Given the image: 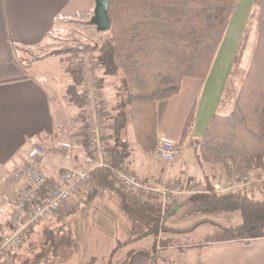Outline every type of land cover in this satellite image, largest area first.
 <instances>
[{"label":"trees","instance_id":"16d2710c","mask_svg":"<svg viewBox=\"0 0 264 264\" xmlns=\"http://www.w3.org/2000/svg\"><path fill=\"white\" fill-rule=\"evenodd\" d=\"M238 7L239 0H110L111 28L104 32L100 43L91 44L79 32L70 30L64 36L49 34L46 42L27 47L39 52L35 60L60 56L68 62L65 72L72 84L67 93L80 109L86 126L89 110L79 87H84L92 76L85 67L88 59L80 54L88 53L90 63L97 64L105 76L118 81L116 113L110 115L109 125L111 151L106 166L94 170L88 184L116 192L123 210L136 223L137 235L121 242L118 248L153 237L154 259L156 239L168 229L183 233L210 223L221 226L228 236L244 238L264 225V194L255 198L241 191L218 192L209 182L205 192L193 194L183 202L184 209L194 214L239 211L242 222L223 226L203 218L186 228H168L166 219L173 215L175 205L169 204L163 210L161 199L147 198L125 188L115 175L116 168H129L133 143L146 154L158 150L161 141L157 103L178 95L186 78L209 77ZM253 8L257 39L233 109L230 113L217 112L204 136L190 140L200 166L220 168L229 179L238 181L246 176L250 178V173L264 172V0H254ZM22 47L26 46L18 45L16 52ZM237 56L238 52L234 63ZM18 59L22 65L24 60ZM195 116L196 106L188 116L180 144L191 137ZM128 129L133 131L134 142L126 135ZM84 147L90 164L95 156L87 139ZM34 232L32 228L25 234L30 242V254L15 264H36L46 256L49 247L56 245L58 232L45 227L40 248L34 254L37 245L30 241ZM9 255L19 258L17 252ZM0 264H5V260ZM106 264H113L112 259Z\"/></svg>","mask_w":264,"mask_h":264},{"label":"crops","instance_id":"0c3cea01","mask_svg":"<svg viewBox=\"0 0 264 264\" xmlns=\"http://www.w3.org/2000/svg\"><path fill=\"white\" fill-rule=\"evenodd\" d=\"M247 2H250V11L242 17L241 11ZM253 2L239 0V7L231 18L209 77L206 80L186 78L178 95L157 103L160 141L180 144L188 116L196 106L193 130L191 137L180 144L183 156L172 161L164 160L158 151L146 154L141 150L140 156L133 152L128 166L140 177L174 181L188 175L200 181L196 168L199 163L190 140L204 136L221 106L232 70L229 67L236 51L235 41L238 40V32L232 33V27L237 25L238 29H243L253 9ZM70 4L71 0H0V205L7 219L14 192V188L8 185L10 175L24 165L33 145L43 142L54 146L50 159L52 164L88 165L89 158L77 130L78 116L74 110L68 109L71 101L67 90L72 81L65 72L64 59L52 56L22 61L23 64L19 65L20 56L15 50L18 45L35 47L46 42L49 34L62 31L58 27L59 21L69 23L79 15L69 12ZM45 166L51 165L46 163L43 167L50 176L59 171L53 168L52 172L46 171ZM208 174L211 175L210 172ZM89 186L79 191L72 201L78 194H86ZM72 201L68 205H72ZM184 201H176L173 217L182 216L185 219L195 216L184 209ZM196 221L193 219L179 225L170 223L168 228H186ZM197 235L204 237L194 239ZM163 237L170 248L165 250L160 260L156 257L153 259L154 248L147 244L151 237H146L122 251L128 255L127 264H264V225L244 238L228 236L221 226L210 223L183 233L168 229Z\"/></svg>","mask_w":264,"mask_h":264},{"label":"rangeland","instance_id":"374dc122","mask_svg":"<svg viewBox=\"0 0 264 264\" xmlns=\"http://www.w3.org/2000/svg\"><path fill=\"white\" fill-rule=\"evenodd\" d=\"M95 1L96 0H71V4L68 8L69 12L78 13L79 15L75 20L68 21L69 23L66 22L65 24H62L63 21H59L58 27L60 29L62 28V31L57 30L56 34L64 36L67 35V33L70 30L77 31L79 32V34H81L83 40H87L91 44L100 43L105 33L98 31L96 26L90 24V20L94 12ZM249 8H250V2H247L244 8H242L241 11L242 17L246 15ZM248 20H250L249 23H247L248 22L247 21L245 26H243V29L241 28L238 29L237 25H234L232 27V33L234 31L238 32V40L235 41V49L236 51H238V56L236 62L233 64L236 53L235 51L229 67V70L232 69L231 74L223 95L221 106L218 109L219 113H230L231 110L233 109L235 99L238 95V92L242 84V80L250 64V60L257 39V20H256V10L254 8L252 9ZM51 42L54 43L53 41ZM38 53L39 52H37V50L35 49L22 47L17 53V55L27 62L32 60L34 57H36ZM86 58L88 59V64H89L88 66L89 69H87L88 75L92 76V78L97 77L100 81V86L102 87V92H101L102 97L104 98L108 106V111H107L108 114L109 115L115 114L116 113L115 107L118 103V96L116 89V85L118 84L117 79L112 76H105L103 74V69L101 67H99L95 63H90L91 61L89 59V55H87ZM65 64L67 65L68 62H65ZM101 79L103 81H101ZM79 91L80 92L83 91L82 86L79 87ZM84 99L86 98L84 97ZM70 103H71L70 108L66 107V110L67 108L69 109V111L74 110L73 112H75V114L78 116L79 126L77 130L79 131L80 143L84 145L85 139L88 140L89 122L87 123L88 125L86 126V124L82 121V118L79 114L80 109L72 102ZM87 110H89V107L87 108ZM105 121H106L105 131L106 134L109 136L111 142L112 141L110 137L111 130L109 129V125L111 121L110 117L107 118V120ZM126 135L128 138H130L129 140L131 141L133 140L134 142L132 129H128ZM39 145L45 147L47 150H49L51 154L54 152V146L50 144L41 142ZM132 152L136 153V156H140V153L142 154L140 147L135 143L132 144ZM61 153L63 152L61 151ZM50 159L46 163L47 165L49 164L51 166L49 167L45 166L46 171L52 172L51 168H53L54 170H60L63 167H70V166L57 165V163L52 164ZM196 168H197V173L201 177L200 181H198L197 177L195 178L190 177V178H192L193 181H196L198 186L207 187V185L210 182L212 184L213 183L220 184L221 187L224 189L223 192L241 191L255 198H261V196L264 194V172L257 174L250 173L251 187L240 188V186L238 185L239 181H234L233 179H229L227 175L224 173V171L220 168L213 169L210 166H205V165L203 166L199 165V167L196 166ZM128 169L131 170L130 168ZM209 172L211 173L212 176L208 174ZM186 176L187 175H182L181 178L177 180L186 178ZM203 176L204 177L209 176L208 177L209 180H207ZM160 182L172 183L173 181L160 180ZM8 185L9 187L14 188V192L12 194V197L10 198V208H9L10 215L8 216V219L4 214L3 207L0 205V239L2 238V236L8 234L10 231L11 216H12L11 214L18 193L16 186L13 187V185L10 184V182ZM87 189L88 191L86 194L83 193L78 194V196H76L73 199V201L71 200L72 205H68V204L64 205L60 211L50 216L47 220L41 222L39 225L35 227V232L30 237V241L33 240L34 244L37 245V249L33 251L34 254L37 253V251L40 248L41 234L44 231L45 227L55 229L58 232L56 245L49 247L47 249L46 256L36 264H106L110 261V259H112L113 264H127L128 255L126 254V252H122V251L127 250L128 246H122L120 248H118V246L121 242L127 241L137 235L138 232L136 231V227L134 225L136 223L123 210L121 198L116 192L108 188L96 187L91 185ZM189 196L191 195L177 194L173 197L172 201L167 205L169 204L175 205L176 201L186 200ZM146 197L161 199L159 196L156 195L146 196ZM194 215L195 216L186 217V214H184V217H186L185 219L182 216H175V217L170 216L166 219V226L168 227L170 223L179 225L193 219L200 220L203 218H210L226 226H236L242 222V216L239 211L218 212V213H210V214L199 212V213H195ZM175 221H179V222L176 223ZM249 236L250 235H248V237ZM203 237L204 235H197V237L194 236V239L195 238L199 239ZM156 240H157L156 242L157 246L155 249V257L158 260H160L161 257L164 255L165 250L170 247L167 240H165V238L163 237V233H161ZM29 243H30L29 239L24 236L22 243L12 246L9 249V252L5 256V258L3 259L5 260V264H15L24 257L28 256L30 254V252H28ZM147 244L152 245L153 247L154 238L151 237V239L147 242ZM15 252L19 253V258H14L13 255H9L10 253H15ZM170 264L173 263L170 262Z\"/></svg>","mask_w":264,"mask_h":264},{"label":"built area","instance_id":"2783aa9c","mask_svg":"<svg viewBox=\"0 0 264 264\" xmlns=\"http://www.w3.org/2000/svg\"><path fill=\"white\" fill-rule=\"evenodd\" d=\"M80 56L84 59L87 57L84 53ZM88 66L86 63V69H89ZM101 92L102 87L97 77H91L82 91L89 107L88 141L95 156L89 165L63 167L56 175L50 176L43 167L49 161L51 153L37 144L30 148L26 163L11 174L9 181L17 187L18 193L11 214L10 231L0 239V261L12 246L22 243L23 237L30 229L60 211L76 193L87 186L94 170L106 166L105 160L111 151V142L105 131V120L110 115ZM157 151L167 161L183 156L182 148L168 140L161 141ZM115 175L127 189L144 196H159L163 210L177 194L192 195L206 191V186H198L188 175L172 183L160 182L153 177H140L125 167L116 168ZM238 185L240 188L251 187L250 178H242ZM214 189L218 192L224 191L218 183L214 184Z\"/></svg>","mask_w":264,"mask_h":264},{"label":"water","instance_id":"95a60500","mask_svg":"<svg viewBox=\"0 0 264 264\" xmlns=\"http://www.w3.org/2000/svg\"><path fill=\"white\" fill-rule=\"evenodd\" d=\"M110 0H96L94 14L90 24L96 26L98 31L106 32L111 28V19L108 14Z\"/></svg>","mask_w":264,"mask_h":264}]
</instances>
